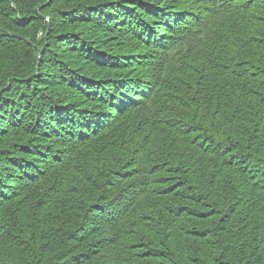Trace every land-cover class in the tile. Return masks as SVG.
Segmentation results:
<instances>
[{
	"label": "trees",
	"instance_id": "trees-1",
	"mask_svg": "<svg viewBox=\"0 0 264 264\" xmlns=\"http://www.w3.org/2000/svg\"><path fill=\"white\" fill-rule=\"evenodd\" d=\"M249 1L0 0V264H264Z\"/></svg>",
	"mask_w": 264,
	"mask_h": 264
},
{
	"label": "rangeland",
	"instance_id": "rangeland-1",
	"mask_svg": "<svg viewBox=\"0 0 264 264\" xmlns=\"http://www.w3.org/2000/svg\"><path fill=\"white\" fill-rule=\"evenodd\" d=\"M249 2H251V0ZM256 2H260V4H261L260 10L258 12L261 11V13H264V0H256ZM176 122H178V121H176ZM191 126L192 125H188L187 123L183 122V124H181L182 132L186 133V134H189L191 132Z\"/></svg>",
	"mask_w": 264,
	"mask_h": 264
}]
</instances>
